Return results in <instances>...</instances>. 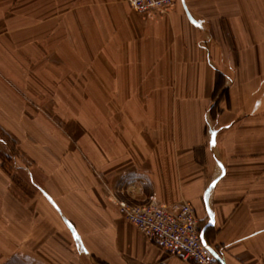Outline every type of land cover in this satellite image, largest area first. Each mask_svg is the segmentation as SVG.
I'll return each instance as SVG.
<instances>
[{
	"label": "crops",
	"instance_id": "0c3cea01",
	"mask_svg": "<svg viewBox=\"0 0 264 264\" xmlns=\"http://www.w3.org/2000/svg\"><path fill=\"white\" fill-rule=\"evenodd\" d=\"M59 1L58 16L24 19L19 0H0V129L43 171L42 212H18L0 169V264H195L119 212L152 200L191 204L221 264H264V0H176L166 15ZM216 73L230 97L212 117L202 111ZM46 114L84 133L88 118L122 124L89 146L91 171L68 175L52 158L59 145L38 143L51 135Z\"/></svg>",
	"mask_w": 264,
	"mask_h": 264
},
{
	"label": "rangeland",
	"instance_id": "374dc122",
	"mask_svg": "<svg viewBox=\"0 0 264 264\" xmlns=\"http://www.w3.org/2000/svg\"><path fill=\"white\" fill-rule=\"evenodd\" d=\"M48 1L49 0L45 2L44 0H19V16H22L24 19H26V16H34L42 19V17L52 18L54 16H58L62 11L64 12L65 8L57 7L61 1ZM61 4H64V2H61ZM7 5L10 7V0H8ZM229 94L230 90L225 89V83L221 74L216 73L214 89L211 93V104L204 111H202V113H208L214 117L219 112L221 99H223V102L225 99L228 100L230 97ZM70 106L72 109L74 108L72 103ZM198 106L201 108V106L196 103L197 110ZM83 107L88 109L89 118H92V115L93 117L95 116L91 113V107H94V105H83ZM110 107L114 109L118 106L111 105ZM46 115L50 120L49 124L51 125V128L47 124V121L46 124L48 125V131L51 135L50 137H38L37 139L41 140V142L38 143H41L40 145H59L61 150L60 153H56L55 155L52 154V158L58 156V159L54 162L58 161L61 166H59V168L64 170L68 175H72V171H76L77 173L79 170V164L87 167L88 170L91 171L89 159L92 156L89 152V146L90 148H94V150H98L100 147L99 142L104 146L106 144L105 142L110 143L111 138L107 135L108 133L106 130L108 128H121L122 124V121H117L114 122V125H112V121L108 122L105 120L106 117L103 120L95 121V123L88 118V120L83 122V126L87 128L84 133V130H82V128L80 129L81 122H76L73 117L68 114L66 119L58 117L57 114ZM259 124L261 126V122ZM76 126H78L80 132L84 134L83 139L87 143L86 149H88L86 152L81 150V137L78 136V131L75 130ZM180 128H182L181 125ZM95 129H98V132H94ZM103 130H105L104 133H101ZM259 139L262 144V142H264V137L261 136V132ZM19 140L20 138H11L5 134L2 129H0V169L8 178L9 192L10 190L12 191L10 194L19 203L18 212H42L38 201V197H40L42 191V184H38L36 180L37 174L42 177V163L34 154L27 153L25 150L26 145L19 144ZM33 145L35 144L33 143ZM98 152V155L100 156L99 158L103 160L102 157L105 156V154L100 152V150ZM43 157L44 160H53L51 158V154H43ZM119 212L121 213L120 207Z\"/></svg>",
	"mask_w": 264,
	"mask_h": 264
},
{
	"label": "built area",
	"instance_id": "2783aa9c",
	"mask_svg": "<svg viewBox=\"0 0 264 264\" xmlns=\"http://www.w3.org/2000/svg\"><path fill=\"white\" fill-rule=\"evenodd\" d=\"M134 10L143 14L166 15L176 0H125ZM125 220L133 224L156 247L171 256L195 264H221L205 245L195 208L186 202L165 206L155 200L132 206L120 202Z\"/></svg>",
	"mask_w": 264,
	"mask_h": 264
}]
</instances>
